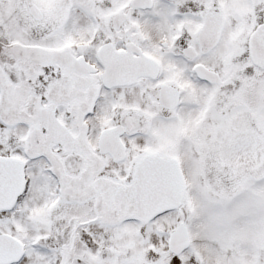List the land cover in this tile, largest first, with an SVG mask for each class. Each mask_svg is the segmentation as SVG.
I'll return each mask as SVG.
<instances>
[{
	"label": "snow or ice",
	"instance_id": "6c2138e0",
	"mask_svg": "<svg viewBox=\"0 0 264 264\" xmlns=\"http://www.w3.org/2000/svg\"><path fill=\"white\" fill-rule=\"evenodd\" d=\"M0 264H264V0H0Z\"/></svg>",
	"mask_w": 264,
	"mask_h": 264
}]
</instances>
